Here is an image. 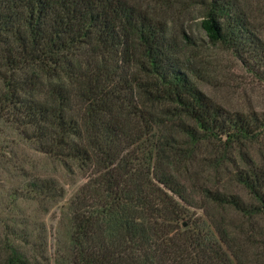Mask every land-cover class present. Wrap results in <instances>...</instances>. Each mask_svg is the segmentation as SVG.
Returning <instances> with one entry per match:
<instances>
[{"label": "trees", "instance_id": "trees-1", "mask_svg": "<svg viewBox=\"0 0 264 264\" xmlns=\"http://www.w3.org/2000/svg\"><path fill=\"white\" fill-rule=\"evenodd\" d=\"M231 7L207 0L200 20L230 48ZM152 12L137 0H0V115L84 171L70 264H264V162L251 148L264 149V116L229 112L197 88L176 54L185 43ZM203 140L224 148L204 167L243 194L183 178ZM23 245L1 241L0 264H45Z\"/></svg>", "mask_w": 264, "mask_h": 264}, {"label": "rangeland", "instance_id": "rangeland-1", "mask_svg": "<svg viewBox=\"0 0 264 264\" xmlns=\"http://www.w3.org/2000/svg\"><path fill=\"white\" fill-rule=\"evenodd\" d=\"M206 1L137 0L151 7L153 15L164 22L166 35L174 43H185L176 54L196 68L190 76L197 88L229 112L254 111L264 116V0H227L232 6L228 21L240 23L234 28L231 48L220 41H209L201 28ZM212 143L203 140L195 147L183 178L190 177L196 187L225 188L243 194L225 171L209 172L204 167L207 160L224 150L221 144ZM188 145L179 143L181 148ZM251 148L256 160L264 162V149L258 145ZM239 150L244 151L234 147L228 154L241 165L244 161L239 162ZM41 180H52L61 188V195L56 190L49 191L50 196L41 194L34 186ZM84 180V171L77 164L45 152L36 140L27 138L16 124L0 115V242L7 238L23 243V248L37 259L40 255L47 258L45 264H70V201ZM196 194L192 197L197 198ZM201 202L196 212L201 215L200 225L206 226L209 220L200 208Z\"/></svg>", "mask_w": 264, "mask_h": 264}]
</instances>
